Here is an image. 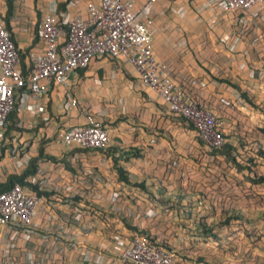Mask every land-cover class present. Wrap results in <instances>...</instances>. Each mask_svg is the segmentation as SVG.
<instances>
[{
	"label": "crops",
	"instance_id": "crops-1",
	"mask_svg": "<svg viewBox=\"0 0 264 264\" xmlns=\"http://www.w3.org/2000/svg\"><path fill=\"white\" fill-rule=\"evenodd\" d=\"M9 1L13 42L24 52L43 48L35 30L45 15L58 18L59 4L65 3L64 10L71 16H84L86 3L97 0ZM220 1L157 0L150 26L153 55L167 65L176 84L220 117L226 142L240 155L256 148L264 153V0L246 14L224 12ZM141 5L142 0H136L135 9ZM7 11L6 0H0L3 24ZM18 99L20 130L9 132L4 139L0 183L10 175H21L29 159L42 151L28 181L44 190L45 194L40 193L44 205L29 227L13 230L0 226V259L15 258L18 264V260L36 255L41 264L46 260L43 257L73 264L86 258L80 249L83 246L92 256L107 255L108 263L120 264L96 243L102 234L103 238H111L113 232L134 234L124 224L122 227L121 219L166 240L169 246L193 249L201 256L195 251L199 238L196 223L211 213L207 211L211 204L224 198L215 195L220 194V186L231 207L260 216L259 205L249 209L242 200L244 189L249 188L247 182H241L243 178L229 183L205 180L209 172L222 180L217 164L221 166L223 158L206 154L194 129L168 112L131 65L106 57L97 59L74 72L67 86L53 85L44 97H33L24 89ZM88 114L101 120L108 131L107 150H85L58 142L59 132L83 124ZM115 160L132 184L119 182ZM261 165L264 175V160ZM226 166L236 174L232 164ZM115 194L117 199L112 201ZM73 198L79 205L69 204ZM89 202L101 209L98 218L83 211V207L91 209Z\"/></svg>",
	"mask_w": 264,
	"mask_h": 264
},
{
	"label": "built area",
	"instance_id": "built-area-1",
	"mask_svg": "<svg viewBox=\"0 0 264 264\" xmlns=\"http://www.w3.org/2000/svg\"><path fill=\"white\" fill-rule=\"evenodd\" d=\"M156 1L142 0L139 10L135 9L136 0L89 1L84 16H71L67 10L60 12L57 19L45 15L37 27L43 48L29 50L31 72L27 79L22 75L11 35L0 22V148L7 118L14 104H19L22 90L28 89L33 97H44L53 85L67 86L74 72L104 57L134 67L140 82L158 94L170 114L192 125L207 147L220 148L224 142L219 131L223 122L194 94L176 84L167 65L153 55L150 26ZM261 1L221 0L220 8L226 13L246 14ZM233 94L238 101L237 93ZM71 104L75 106L76 100L72 98ZM57 139L65 146L100 151L108 147L109 137L102 121L88 114L83 124L59 132ZM29 182L33 181L26 177L23 183L15 182L0 192V226L13 230L29 227L42 210L44 199L27 186ZM117 196L113 195L112 201ZM118 237L116 234L113 238ZM124 239L126 245L116 257L122 264H175V256L169 250L145 236L134 233ZM10 258L3 256L0 262L14 264Z\"/></svg>",
	"mask_w": 264,
	"mask_h": 264
},
{
	"label": "trees",
	"instance_id": "trees-1",
	"mask_svg": "<svg viewBox=\"0 0 264 264\" xmlns=\"http://www.w3.org/2000/svg\"><path fill=\"white\" fill-rule=\"evenodd\" d=\"M7 2V6H8V11H7V18L4 22V27L9 31L10 35H11V40L13 41V37H12V32H11V27L10 24H8V16H10L11 14V3L9 0H6ZM65 8V3H61L59 4L58 10L59 13L64 11ZM35 34L37 37V28L35 30ZM14 43V42H13ZM15 45V43H14ZM16 47V45H15ZM17 48V47H16ZM30 50V49H29ZM29 50L27 51H21L18 50V54H19V62H20V68L22 71V75L25 79H27V77L29 76L30 72H31V65L30 62L28 61V53ZM220 119V117H219ZM183 120V119H181ZM221 120V119H220ZM222 121V120H221ZM223 122V121H222ZM224 123V122H223ZM223 126V125H222ZM189 128L193 129L192 125L189 124L188 126ZM19 119H18V103L16 102L13 106V110L10 112L8 118H7V123L5 125V132H4V139H6L7 135L9 134V132H15V131H19ZM220 134L223 137V145L220 148L217 149H211L209 147H207L202 141L199 142L201 143V145H203L206 148V154L213 158L215 156H221L223 158V164L225 163H230L233 165V167L235 168V173L236 175L239 173H247L246 175L244 174L245 182L248 183L249 186H261L264 187V175L261 174H256L253 171V168H255L256 166H259L260 163L264 160V153L256 148L254 150H249L246 151L244 155H240L237 150L236 147H234L232 144L226 142V137L224 136L222 127L219 129ZM1 144V143H0ZM3 144V142H2ZM108 148V147H107ZM107 148L102 149L100 151H105L107 150ZM5 150V146H1L0 148V157L3 155V152ZM243 156V157H241ZM42 157V151L39 152L38 157L36 158H30L28 161V165L26 167V169L24 170V172L21 175H10L7 180H5V182L0 183V192L8 190L15 182H19V183H23V180L28 177L29 175H33L35 173L36 170V161L38 158ZM46 158L48 159H52V157L47 156ZM115 162V169L117 171V175H118V180L119 182L125 183V184H132L131 181H129L126 177V175L124 174V170L123 168H121L120 166H117V160L114 161ZM223 164H217V167L220 168V172L219 175H221L222 178L225 179V181L227 183L230 182L231 179L234 178V175L230 173V167L229 166H223ZM135 186H139L142 187V185H138V184H134ZM27 186L29 188H31L37 195H40L41 192L44 193V190L40 188V185L38 186V184L33 183V182H29L27 184ZM222 190V186H220V188L217 191H221ZM216 191V192H217ZM45 194V193H44ZM204 198V194L201 195V198ZM74 200L69 203L72 205H79V203L76 201V198H73ZM221 200H223V202L225 203V205L221 208H218L216 205L211 204L208 207V210H211V213H206L207 215H204L202 217L198 218V223H196V230H199V237H204V238H209L212 243L216 242V244L213 245V249L214 252L217 253L220 257H224L226 256L227 252H228V247H225L224 245H222L220 242L218 243L216 240H218L220 238V231L222 229L226 230L230 227V224H232V222L234 221H241L243 219V221L245 220L247 223L246 224H251V221L247 218H245L243 216V214L241 212H239L238 209H235L233 207H231V203L226 202L225 198H221ZM243 200V199H242ZM89 204L94 205L92 202H89ZM91 211V210H90ZM59 216V215H58ZM121 221L123 222L124 226L132 229L135 234L138 235H142L147 237L148 240H150L153 244H156L160 247H163L167 250H169L174 256H175V264H223V263H218V262H213L214 259H205L204 256H198L196 252L193 251V249H186L183 247H179V246H169L166 243V240L162 239V238H158L156 236L150 235L146 232H141L139 231L138 228L135 227H131L126 220L121 219ZM245 223L242 225L244 227ZM194 226V225H193ZM117 235L122 236L121 233H117ZM115 236V235H114ZM113 236V237H114ZM44 258V264H72V263H59L56 262L54 263L53 260L51 258ZM15 260V258L13 259ZM17 260H15L13 263L15 264ZM24 263H22V262ZM18 264H41V260L38 256H34L31 257L30 260H25V258L18 260ZM0 264H5L3 262H0ZM73 264H101V263H95V262H90L87 261L85 259L80 260L77 263H73ZM102 264H113L108 263V262H104ZM121 264V263H120ZM225 264V263H224ZM230 264V263H227Z\"/></svg>",
	"mask_w": 264,
	"mask_h": 264
},
{
	"label": "rangeland",
	"instance_id": "rangeland-1",
	"mask_svg": "<svg viewBox=\"0 0 264 264\" xmlns=\"http://www.w3.org/2000/svg\"><path fill=\"white\" fill-rule=\"evenodd\" d=\"M220 163L223 164V162H220ZM259 163H260L259 166H256L255 168H253V171L256 174H261L260 167L263 165H261V162ZM223 166H225V164H223ZM237 177L238 178H236V174H234V178L231 179L230 181H237L240 178H243V180L241 181L243 182L246 179L244 175H242L241 173L237 174ZM208 179L209 181H215V180L225 181L224 178L220 180L219 176H217L214 172H209V175L205 176V180L207 181ZM245 187L246 186H244L243 189ZM243 189L241 191H243ZM244 190L246 192L244 194L243 200L246 201L247 207L251 209L252 206L259 205L260 208L262 209L261 211L263 212L260 211V216L259 214L254 216L252 215V212H250L249 215H248V212L247 213L244 212L243 216L249 219L251 221V224H246L247 222L245 220L243 221L242 219L241 221L232 222V224H230V227L228 229L226 230L222 229L220 231L221 233L220 238L216 241L218 243L220 242L225 247H228V252L226 256L224 257H220L217 253L214 252L213 245L216 244V242L212 243V241L208 237L207 238H204V237L197 238L198 243H197V248L195 249V251H197L199 255L204 256L205 259L207 258L208 259L213 258L215 260L217 259L216 262L223 263V264L224 263L225 264L227 263H230V264H264V187H261V186L257 187V186L251 185L249 186V188L244 189ZM215 195L218 197L223 196L224 198H229L226 192L223 194L222 191H220V194L216 193ZM235 197L236 196L233 194L232 200H235ZM96 204H99V203H96ZM215 205L218 208H221L225 205V203L223 202V200L218 198L215 202ZM82 206H84V203H82ZM83 208H84L83 211L86 210L87 212H89L91 210L90 215H88L91 218H94V217L98 218L100 216L98 212L101 211V209L99 210L94 205L91 206V209H87L85 207ZM100 221L105 222L103 219H100ZM108 223L109 224L107 225H111L113 227L115 226L114 223H111V224L110 222ZM244 223L245 225L243 227L242 225ZM107 225L105 226L107 227ZM121 225L122 227H124L123 222ZM123 230H126V229H123ZM117 233L118 232H115V233L113 232L110 235L111 238L107 236L103 238L104 237L103 234L98 235L100 239L98 240L99 242L96 243L97 245L101 247V249L104 248L105 250L111 252L112 258L113 256L117 257V255L120 253V251H122V249L126 245V240L124 239L125 237L124 235L118 237L117 239L113 238V236L116 235ZM96 238L97 237H95V240ZM80 249L85 254L87 258V259L85 258V260L87 261L102 264L104 262H107L110 259L109 256L107 255L104 256L102 254L101 255L97 254L96 256H92L90 252H87V253L85 252L86 248L83 246H81Z\"/></svg>",
	"mask_w": 264,
	"mask_h": 264
},
{
	"label": "clouds",
	"instance_id": "clouds-1",
	"mask_svg": "<svg viewBox=\"0 0 264 264\" xmlns=\"http://www.w3.org/2000/svg\"><path fill=\"white\" fill-rule=\"evenodd\" d=\"M122 264V263H121Z\"/></svg>",
	"mask_w": 264,
	"mask_h": 264
}]
</instances>
